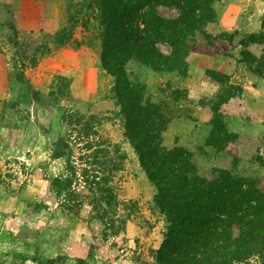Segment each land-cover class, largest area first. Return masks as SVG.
Listing matches in <instances>:
<instances>
[{"label": "rangeland", "instance_id": "374dc122", "mask_svg": "<svg viewBox=\"0 0 264 264\" xmlns=\"http://www.w3.org/2000/svg\"><path fill=\"white\" fill-rule=\"evenodd\" d=\"M214 6L217 18L206 26L212 45L196 37L186 76L135 61L127 71L170 118L165 143L188 148L199 175L210 178L226 168L264 176V87L245 80L244 35L236 29L264 13V0H217ZM97 15L95 0H0V264H153L166 222L153 204L155 188L123 135L114 78L100 65ZM246 48L262 51L255 43ZM199 54L212 56L211 69L227 80L210 81V66ZM215 105L223 128L234 134L233 155L206 142ZM58 139L66 143L63 157L52 155ZM84 142L91 149L84 150ZM99 143L109 145L112 156L118 146L121 156L109 184L124 208L110 219L97 218L87 203L69 212L52 186L66 171V158L88 167L85 160L98 155ZM256 263L253 258L245 264Z\"/></svg>", "mask_w": 264, "mask_h": 264}, {"label": "trees", "instance_id": "16d2710c", "mask_svg": "<svg viewBox=\"0 0 264 264\" xmlns=\"http://www.w3.org/2000/svg\"><path fill=\"white\" fill-rule=\"evenodd\" d=\"M216 1L95 0L100 65L114 78L111 91L123 118V135L155 188L153 204L166 222L161 243L151 254L153 264H245L253 258L264 264V176H243L226 168L215 169L210 178L199 175L188 148L165 143L170 118L146 99L144 85L127 71V64L135 61L155 72L186 76L196 37L212 45L206 26L217 18ZM250 43L262 46L259 55L246 48ZM241 45L242 61L264 78V14L261 29L243 36ZM206 74L217 85L227 80L211 68ZM209 118L206 142L233 155L234 134L223 128L217 105ZM65 144L58 139L52 155L65 156ZM94 146L98 155L85 160L92 168L66 158V171L53 178L52 186L69 212L87 203L97 218L110 219L124 208L109 184L121 156L116 145L114 156L109 145ZM83 147L92 145L84 142Z\"/></svg>", "mask_w": 264, "mask_h": 264}, {"label": "crops", "instance_id": "0c3cea01", "mask_svg": "<svg viewBox=\"0 0 264 264\" xmlns=\"http://www.w3.org/2000/svg\"><path fill=\"white\" fill-rule=\"evenodd\" d=\"M264 11V10H263ZM263 13V12H262ZM264 14V13H263ZM263 14H259V16L257 15V18L253 17L251 19V21H248L246 20L245 21V24H240L241 22H239L238 25L237 24V20L235 18L232 19V26L236 25V29L239 31V35H246L248 33H251V32H258L260 29H261V21H260V17L263 15ZM230 22V21H229ZM228 26H231L230 24H228ZM198 58L205 64L207 63L206 66H210L209 68H211L212 64L214 63V58L210 55H206V54H199L198 55ZM89 67V66H88ZM248 68V67H247ZM103 69V68H102ZM101 68H97V70L99 72L102 71ZM91 71V70H90ZM102 75V74H100ZM99 75V77H100ZM93 70L91 72V75H90V78H88L87 80H84L83 82V85H84V89H81L82 93H83V97H85L84 95L86 94V88L87 86H91L92 84V81H93ZM231 80H232V77H231ZM245 80L248 81V82H256V85H255V88H258V87H264V78L257 75L256 73L252 72L250 69H248V72L246 73V77H245ZM254 88V87H253ZM256 107H259V106H256ZM261 107V106H260ZM263 108V107H262ZM128 142V141H127ZM129 145V143H128Z\"/></svg>", "mask_w": 264, "mask_h": 264}]
</instances>
